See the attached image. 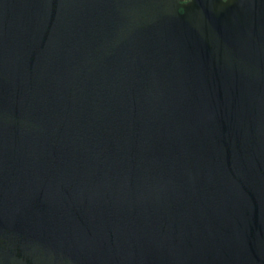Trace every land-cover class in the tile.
Returning <instances> with one entry per match:
<instances>
[{
	"label": "water",
	"instance_id": "water-1",
	"mask_svg": "<svg viewBox=\"0 0 264 264\" xmlns=\"http://www.w3.org/2000/svg\"><path fill=\"white\" fill-rule=\"evenodd\" d=\"M0 0V264H264V0Z\"/></svg>",
	"mask_w": 264,
	"mask_h": 264
},
{
	"label": "flooded vegetation",
	"instance_id": "flooded-vegetation-1",
	"mask_svg": "<svg viewBox=\"0 0 264 264\" xmlns=\"http://www.w3.org/2000/svg\"><path fill=\"white\" fill-rule=\"evenodd\" d=\"M190 0H185L184 3H188Z\"/></svg>",
	"mask_w": 264,
	"mask_h": 264
}]
</instances>
